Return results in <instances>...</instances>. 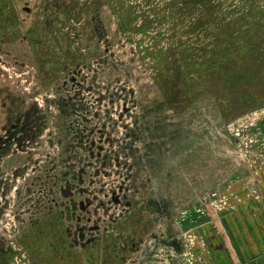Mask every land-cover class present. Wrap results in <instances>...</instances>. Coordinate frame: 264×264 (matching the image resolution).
Here are the masks:
<instances>
[{"label":"rangeland","instance_id":"374dc122","mask_svg":"<svg viewBox=\"0 0 264 264\" xmlns=\"http://www.w3.org/2000/svg\"><path fill=\"white\" fill-rule=\"evenodd\" d=\"M54 1L0 0V264H182L262 186L264 0Z\"/></svg>","mask_w":264,"mask_h":264},{"label":"crops","instance_id":"0c3cea01","mask_svg":"<svg viewBox=\"0 0 264 264\" xmlns=\"http://www.w3.org/2000/svg\"><path fill=\"white\" fill-rule=\"evenodd\" d=\"M262 171V186L255 200L247 199L237 210L221 211L213 217L209 212L197 213L196 206L194 212L187 213L182 232L196 235L197 241H191L183 252L182 264H264V166ZM172 238L175 246L180 236Z\"/></svg>","mask_w":264,"mask_h":264},{"label":"trees","instance_id":"16d2710c","mask_svg":"<svg viewBox=\"0 0 264 264\" xmlns=\"http://www.w3.org/2000/svg\"><path fill=\"white\" fill-rule=\"evenodd\" d=\"M60 2V3H59ZM71 3H73V0H72V2L70 1L69 2V0H55L53 3H52V8H51V10H58V9H60L62 12H67L68 10H71V6H73V9H74V3L71 5ZM59 5V6H58ZM232 6V5H231ZM230 6V7H231ZM121 10H124V8H120ZM262 13H264V12H262ZM125 13L124 12H122V15H120V17H123V18H125V17H127V16H130V14H126V15H124ZM127 19V18H126ZM121 21V20H120ZM119 21V22H120ZM122 24V23H121ZM258 25H257V28H260V27H262V30H264V21H260V22H258L257 23ZM145 27H148V24L147 25H145ZM248 33H250V30H248V29H246V32H245V35H249ZM253 42H255V39H251V37L249 38V41L248 42H246V44L245 45H247V44H250V45H252L253 44ZM213 48L212 49H209L208 51H207V56H209L208 58L209 59H206V55H205V60H204V64L207 66V67H209L210 66V62H211V60L210 59H214V58H217V57H220L221 56V54H220V52H214L213 53ZM223 52V51H222ZM224 52H226V51H224Z\"/></svg>","mask_w":264,"mask_h":264},{"label":"built area","instance_id":"2783aa9c","mask_svg":"<svg viewBox=\"0 0 264 264\" xmlns=\"http://www.w3.org/2000/svg\"><path fill=\"white\" fill-rule=\"evenodd\" d=\"M209 198H211L212 200H217L219 198V196L217 194H212ZM220 208H221V203H219V206H217L216 203H214L215 211H217Z\"/></svg>","mask_w":264,"mask_h":264}]
</instances>
